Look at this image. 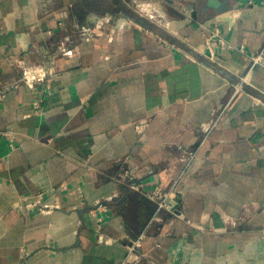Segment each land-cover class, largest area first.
Here are the masks:
<instances>
[{
	"label": "crops",
	"instance_id": "1",
	"mask_svg": "<svg viewBox=\"0 0 264 264\" xmlns=\"http://www.w3.org/2000/svg\"><path fill=\"white\" fill-rule=\"evenodd\" d=\"M263 45L264 0H0V264H264Z\"/></svg>",
	"mask_w": 264,
	"mask_h": 264
},
{
	"label": "built area",
	"instance_id": "2",
	"mask_svg": "<svg viewBox=\"0 0 264 264\" xmlns=\"http://www.w3.org/2000/svg\"><path fill=\"white\" fill-rule=\"evenodd\" d=\"M264 57V45L259 51V53L256 55V57L253 59V63L259 64L261 59ZM171 191L168 193H164L160 188L154 191L151 194L152 199H156L158 201V207L159 209H165L167 211L173 212V208L171 207L169 203V198L171 197ZM142 244V237L139 238L137 241H135L130 247H128L129 254L132 255L141 247ZM123 264H128L127 261H125Z\"/></svg>",
	"mask_w": 264,
	"mask_h": 264
}]
</instances>
